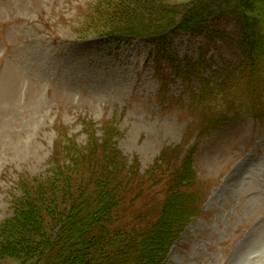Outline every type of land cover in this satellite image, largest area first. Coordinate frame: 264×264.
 I'll return each instance as SVG.
<instances>
[{"label":"rangeland","instance_id":"rangeland-1","mask_svg":"<svg viewBox=\"0 0 264 264\" xmlns=\"http://www.w3.org/2000/svg\"><path fill=\"white\" fill-rule=\"evenodd\" d=\"M244 2L0 0V264H41L94 192L111 226L155 223L185 175L161 264H264V24L248 35Z\"/></svg>","mask_w":264,"mask_h":264},{"label":"trees","instance_id":"trees-1","mask_svg":"<svg viewBox=\"0 0 264 264\" xmlns=\"http://www.w3.org/2000/svg\"><path fill=\"white\" fill-rule=\"evenodd\" d=\"M200 1L205 3L203 6H206L210 0ZM252 1L254 9L247 5V2L243 3L249 14L248 17L244 15V20H242V25L247 31L254 25L264 24V0ZM238 11L234 9L230 10V13L234 16L236 13L238 16ZM207 15H210L209 11L199 10L198 18L206 19ZM241 15H243L242 11ZM134 29L124 30L135 36ZM175 29H180V27L173 25L167 31L171 33ZM249 33L250 31L248 35ZM116 175H113L114 183ZM113 176L110 173L106 177L108 178L106 184L113 180ZM184 177L186 175L174 177V182L170 185L168 200L159 214V219L155 223H145V227H141L136 232L123 231L111 226L112 211L116 205L114 198L104 200L97 196V192H94L93 195L89 194L88 197L77 199L76 203L73 201L69 205L68 212L60 218V230L51 242H48L43 255H39V258L43 257L41 264H161L160 261L165 252L176 240L177 233L184 223V220H179L180 218L172 215L181 210L176 199L173 198L182 196L177 191L183 187L181 181L186 180ZM183 196H185L184 193ZM137 218L140 219L141 216ZM179 222L181 226H178ZM175 229L177 230L174 231ZM29 250L37 251L36 249L35 251L34 249Z\"/></svg>","mask_w":264,"mask_h":264}]
</instances>
